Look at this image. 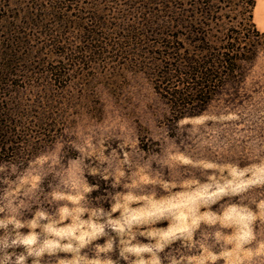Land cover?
I'll return each mask as SVG.
<instances>
[{
    "label": "rangeland",
    "instance_id": "1",
    "mask_svg": "<svg viewBox=\"0 0 264 264\" xmlns=\"http://www.w3.org/2000/svg\"><path fill=\"white\" fill-rule=\"evenodd\" d=\"M77 1L70 14L93 6L103 7L112 22L127 16L118 0ZM178 2L194 7V0ZM41 4L52 2L0 0V44L8 32H26L34 49L54 42L40 29L24 27L25 16L39 14ZM254 21L264 31V0H256ZM65 38L67 45H80L75 31ZM73 68L61 84L65 91L53 93L55 102L47 100L40 79L28 90L26 109L34 117L24 121L25 131L30 142L41 144L36 154L22 153L0 165V219L15 216L31 224L43 212L49 219L40 224L72 230L58 237L41 236L39 227L19 229L36 235V247L45 249L28 264H129L134 257L125 253L126 261L120 255L129 241L163 245L157 253L162 264H264V54L251 72L255 90L250 95L227 105L225 93L204 114L178 121L143 73L120 67L116 50L90 65L88 82L78 80L83 64ZM39 112L50 116L40 128L34 127ZM83 181L95 188L81 202L88 214L76 213L52 195ZM65 205L68 212L61 210ZM96 211L99 216H92ZM86 221L102 225L103 232L86 236L77 247L75 233L89 231ZM11 233V226L0 229V258ZM69 243L71 249L65 247ZM109 243L111 251L101 252ZM8 251L19 254L24 248Z\"/></svg>",
    "mask_w": 264,
    "mask_h": 264
},
{
    "label": "trees",
    "instance_id": "2",
    "mask_svg": "<svg viewBox=\"0 0 264 264\" xmlns=\"http://www.w3.org/2000/svg\"><path fill=\"white\" fill-rule=\"evenodd\" d=\"M118 1L127 16L115 22L103 7H80L70 14L77 0L41 4L39 14L25 16L24 27L40 29L54 42L37 49L28 45L26 32L7 33L0 44V165L38 151L41 143L30 142L24 122L34 117L24 96L37 80L47 100L55 102L53 93L65 91L61 84L76 71L73 67L83 64L78 80L88 82L90 65L111 50L123 70L151 81L175 121L204 114L225 93L229 105L255 90L249 78L264 54V31L254 21L256 0H194L192 9L178 0ZM52 19L54 24H46ZM73 31L80 45H67L65 36ZM36 118L34 127L40 128L50 116L39 112Z\"/></svg>",
    "mask_w": 264,
    "mask_h": 264
},
{
    "label": "clouds",
    "instance_id": "3",
    "mask_svg": "<svg viewBox=\"0 0 264 264\" xmlns=\"http://www.w3.org/2000/svg\"><path fill=\"white\" fill-rule=\"evenodd\" d=\"M14 170V168H13ZM0 171H3V167L0 166ZM23 181H21V187L23 186ZM34 186V185H33ZM66 191L53 192L52 195L55 199L64 200L69 202V205L74 208V211L79 214H88L89 209L83 207L81 202L85 200L86 194H90L95 190L93 186L87 184L86 181L81 182L79 185L75 183L66 184ZM62 212H68L69 206L65 205L62 209ZM99 212H91L92 216H99ZM41 219H49L46 217L45 213L41 212L37 214V221L31 224L21 223L15 216H9L6 219H0V229H7L9 226L12 228V233L9 236H5L3 240V248L5 249L3 258H0V264H28V261L33 257H39L42 252L45 250L44 248H37V236L33 234H21L18 230L28 227L30 229L41 228L40 235L43 236L44 233H54L58 237H64L66 235H71L72 230L68 233L64 231H57L52 223L48 224H40L39 220ZM63 219V217H61ZM59 223V221H56ZM89 231L83 232L81 234L80 231H76L74 240L79 241L77 247H83L85 241V237L89 236L91 238L95 237L96 233L103 232V226L100 224L92 225L89 222H85ZM81 226H78V228ZM94 228V231L91 229ZM18 246H23L24 251L17 254L14 250ZM68 249L73 247L72 243H69L65 246ZM112 249V245L109 243L107 247L100 249L101 252H110ZM155 249V251H154ZM163 249V245L159 243H155L152 247L147 246H134L131 245V242H126V246L121 251L120 255L124 260L128 261L129 256L125 255V253L131 254L134 258L129 261V264H162L161 258L157 255V253L161 252ZM142 253L150 254V257L145 258L141 256ZM100 264V262H97ZM105 264H113L111 260L105 262ZM170 264H179L178 261L173 260Z\"/></svg>",
    "mask_w": 264,
    "mask_h": 264
},
{
    "label": "bare ground",
    "instance_id": "4",
    "mask_svg": "<svg viewBox=\"0 0 264 264\" xmlns=\"http://www.w3.org/2000/svg\"><path fill=\"white\" fill-rule=\"evenodd\" d=\"M261 6V5H260ZM258 13H259V11H258Z\"/></svg>",
    "mask_w": 264,
    "mask_h": 264
}]
</instances>
